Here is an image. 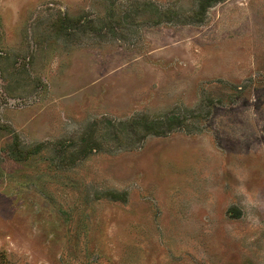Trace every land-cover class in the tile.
<instances>
[{
  "label": "rangeland",
  "instance_id": "1",
  "mask_svg": "<svg viewBox=\"0 0 264 264\" xmlns=\"http://www.w3.org/2000/svg\"><path fill=\"white\" fill-rule=\"evenodd\" d=\"M204 1L0 0V264H264V0Z\"/></svg>",
  "mask_w": 264,
  "mask_h": 264
},
{
  "label": "trees",
  "instance_id": "2",
  "mask_svg": "<svg viewBox=\"0 0 264 264\" xmlns=\"http://www.w3.org/2000/svg\"><path fill=\"white\" fill-rule=\"evenodd\" d=\"M221 0H205L204 1V8H203V12L205 13L206 12V10L211 6V4L212 3H215V2H220ZM212 2V3H211ZM163 21V20H162ZM176 119V118H175ZM171 121L173 122L174 121V118H172L171 119ZM158 125L160 124L159 122H156ZM161 125V124H160ZM174 125V124H173ZM172 124L171 125H169V126H167V129L166 130H156V131H152L151 129H147V132L137 141V147H139L142 143H143V141L145 140V138L147 137V136H149V135H154V136H158V137H164V136H166V135H168L170 132H171V130H172V126H173ZM127 126H129V127H127ZM126 126V128H125V130L127 131V129L128 128H130V129H133V127H132V125H127ZM41 147H42V143H40V144H38V145H35L32 149H31V151H27V153H26V155L27 156H30V155H32V154H36V153H38L39 151H40V149H41ZM136 147V148H137ZM135 148V149H136ZM89 152H90V150H85L84 152H82V154H81V157H86L88 154H89ZM17 158H20V159H23V156H18ZM111 198L112 199H114V200H117L118 198H119V194H117V193H112L111 194Z\"/></svg>",
  "mask_w": 264,
  "mask_h": 264
}]
</instances>
